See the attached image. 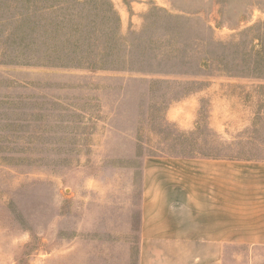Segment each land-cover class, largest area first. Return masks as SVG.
Returning a JSON list of instances; mask_svg holds the SVG:
<instances>
[{
  "label": "rangeland",
  "instance_id": "obj_1",
  "mask_svg": "<svg viewBox=\"0 0 264 264\" xmlns=\"http://www.w3.org/2000/svg\"><path fill=\"white\" fill-rule=\"evenodd\" d=\"M179 155L264 160V0H0V264H138Z\"/></svg>",
  "mask_w": 264,
  "mask_h": 264
},
{
  "label": "crops",
  "instance_id": "obj_2",
  "mask_svg": "<svg viewBox=\"0 0 264 264\" xmlns=\"http://www.w3.org/2000/svg\"><path fill=\"white\" fill-rule=\"evenodd\" d=\"M138 264H264V160L151 156Z\"/></svg>",
  "mask_w": 264,
  "mask_h": 264
}]
</instances>
